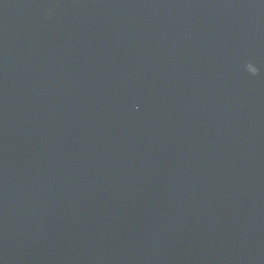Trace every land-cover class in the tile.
Listing matches in <instances>:
<instances>
[{"label":"water","instance_id":"obj_1","mask_svg":"<svg viewBox=\"0 0 264 264\" xmlns=\"http://www.w3.org/2000/svg\"><path fill=\"white\" fill-rule=\"evenodd\" d=\"M0 264H264V0H0Z\"/></svg>","mask_w":264,"mask_h":264}]
</instances>
